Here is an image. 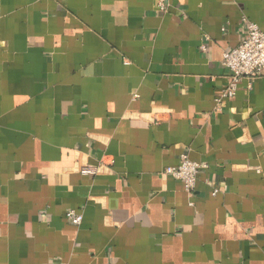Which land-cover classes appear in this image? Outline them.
Returning a JSON list of instances; mask_svg holds the SVG:
<instances>
[{
	"label": "crops",
	"instance_id": "0c3cea01",
	"mask_svg": "<svg viewBox=\"0 0 264 264\" xmlns=\"http://www.w3.org/2000/svg\"><path fill=\"white\" fill-rule=\"evenodd\" d=\"M156 3L0 0V264H264V0Z\"/></svg>",
	"mask_w": 264,
	"mask_h": 264
},
{
	"label": "built area",
	"instance_id": "2783aa9c",
	"mask_svg": "<svg viewBox=\"0 0 264 264\" xmlns=\"http://www.w3.org/2000/svg\"><path fill=\"white\" fill-rule=\"evenodd\" d=\"M156 6L160 12H167L169 0H157ZM207 42L208 38L204 37L201 49L205 47ZM223 64L230 71V81L219 99L216 100L218 104L222 99H232L235 96L240 80H248V86L250 87L253 80L264 77V33L253 23H247L245 38L236 48L223 54ZM203 169H205V166L192 162L186 155H182L178 165L167 168L164 173L180 181L185 191L192 194L198 174ZM80 173L94 175L95 169L83 167ZM212 195H214V192ZM65 218L73 226H79L82 221V215L75 210L67 211Z\"/></svg>",
	"mask_w": 264,
	"mask_h": 264
}]
</instances>
